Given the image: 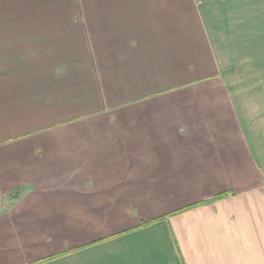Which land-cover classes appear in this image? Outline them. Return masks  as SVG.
Segmentation results:
<instances>
[{"label": "crops", "instance_id": "crops-1", "mask_svg": "<svg viewBox=\"0 0 264 264\" xmlns=\"http://www.w3.org/2000/svg\"><path fill=\"white\" fill-rule=\"evenodd\" d=\"M0 264H264V0H0Z\"/></svg>", "mask_w": 264, "mask_h": 264}, {"label": "rangeland", "instance_id": "rangeland-1", "mask_svg": "<svg viewBox=\"0 0 264 264\" xmlns=\"http://www.w3.org/2000/svg\"><path fill=\"white\" fill-rule=\"evenodd\" d=\"M230 8H224L223 10L222 9H218V11H220V12H222V11H224V12H227L228 10H229ZM210 10V12H212V14H214V12H218L217 11V9H215V8H213V9H209ZM226 10V11H225ZM240 11H242V10H239V12ZM248 12V9H247V11H246V9H244L243 10V13L242 12H240V14L239 15H243L244 17H245V15L246 14H248L247 13ZM228 14H229V11H228ZM227 14V15H228ZM235 14H237V11L235 12ZM206 71H204V72H200V75H205V74H209V75H207V77H205V76H203L202 78L204 79V78H208V79H214L215 78V76L217 75V73H205ZM227 74L228 75H230L231 76V73H228V72H225V73H223V75H224V79L226 80L227 79ZM220 75L222 76V73L220 72ZM220 79V78H219ZM221 80V79H220ZM79 170L81 171V175L83 176L84 174H88L89 176H91V175H93V173L91 172V169H89V168H84V167H80L79 168ZM84 171L86 172V173H84Z\"/></svg>", "mask_w": 264, "mask_h": 264}]
</instances>
